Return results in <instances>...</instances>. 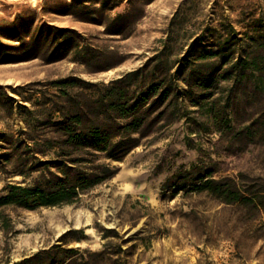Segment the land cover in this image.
Masks as SVG:
<instances>
[{
  "label": "rangeland",
  "instance_id": "374dc122",
  "mask_svg": "<svg viewBox=\"0 0 264 264\" xmlns=\"http://www.w3.org/2000/svg\"><path fill=\"white\" fill-rule=\"evenodd\" d=\"M72 38L108 59L91 71L74 61ZM158 52L181 78L192 65L209 78L208 87L193 86L197 103L182 83L177 118L120 161L98 155L96 163L115 173L76 203L26 208L0 201V264L54 244L81 248L68 254L74 264L82 254L90 264H264V85L248 67L240 80L235 71L220 77L241 57L264 63V0H0V200L10 184L34 186L57 171L40 163L53 153L34 140L41 126L29 131L35 115L6 93L22 100L14 89L28 97L45 87L19 86L71 74L108 82ZM210 170L254 201L228 203L200 189L199 175Z\"/></svg>",
  "mask_w": 264,
  "mask_h": 264
},
{
  "label": "trees",
  "instance_id": "16d2710c",
  "mask_svg": "<svg viewBox=\"0 0 264 264\" xmlns=\"http://www.w3.org/2000/svg\"><path fill=\"white\" fill-rule=\"evenodd\" d=\"M131 14L133 9L118 17ZM64 31L74 32L72 29ZM76 41V38L70 41L73 59L83 63L91 71H95V65L108 59L102 49L88 44L80 46ZM222 51L220 49V52ZM155 60L157 63L153 64ZM165 63L158 52L140 67L127 70L108 82L93 81L71 74L19 86V89L38 84L45 87L32 89L28 97L14 89L22 100L32 101L34 109L28 108L22 100L6 93V99L11 104L25 108L26 114L35 115L32 120L26 122L29 131L41 126V132L34 140L43 147V153H53V156L40 160V163L47 169L53 166L57 171L49 170L50 174L43 175L34 186L10 184L8 195L0 201L17 203L26 208H33L34 204L51 206L76 203L81 192L112 177L115 173L113 167L108 163H96L98 155L103 154L110 161L122 160L140 146L145 138L177 118L180 98L185 88L182 83L194 103H197V99L192 94L193 86H209L210 80L202 76L199 65L190 66L181 78L180 71L171 72ZM247 67L255 83L262 87L264 63L257 57L239 58L231 63L220 77L230 79L236 72L232 77L235 81L240 80L245 75L242 70ZM51 89L54 92H50ZM36 94L40 96L35 98ZM37 111L41 112L42 116L38 117ZM4 137L6 134L0 132V142L5 141ZM2 159L3 155L0 154V162ZM89 164L92 166L88 167ZM1 167L0 164V170ZM34 169H40V166ZM225 180L230 178H214L210 170L200 174L195 185L200 189L214 191L220 199L228 203L241 197L254 201L237 182L233 181L232 188L227 182L224 183ZM71 231L83 233V229ZM77 239H80V236ZM80 252L82 250L78 247L66 248L62 244H54L13 264H74L73 260L67 262L68 254L75 255ZM94 254L102 256L105 251ZM82 258L76 264H90L83 254Z\"/></svg>",
  "mask_w": 264,
  "mask_h": 264
}]
</instances>
